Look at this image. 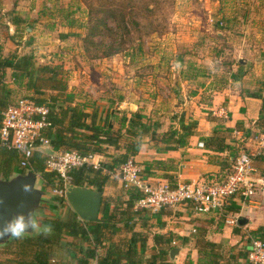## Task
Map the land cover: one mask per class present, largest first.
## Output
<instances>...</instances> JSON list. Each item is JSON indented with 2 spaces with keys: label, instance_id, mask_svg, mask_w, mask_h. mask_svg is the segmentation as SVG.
Listing matches in <instances>:
<instances>
[{
  "label": "crops",
  "instance_id": "crops-1",
  "mask_svg": "<svg viewBox=\"0 0 264 264\" xmlns=\"http://www.w3.org/2000/svg\"><path fill=\"white\" fill-rule=\"evenodd\" d=\"M22 19L23 22L26 21ZM20 23V20L14 23L11 31L20 27ZM193 33L201 32H193V28H189L188 34L191 36ZM217 33L222 34L219 31ZM242 33L244 34L238 35L241 38L236 40V47L238 50L242 48L246 53L238 56L236 62H231L229 69L222 62H217V57L209 55L207 44L199 46L191 44L196 41L193 39H190V43H183V40L173 38L176 42L173 46L170 41L164 44L161 40L162 48H156L154 54L158 59H154V92L150 94L143 92L136 79H131L130 83L134 88L133 93L128 89L130 84L123 90L99 88L92 93L84 85L85 77L75 70L72 74L63 66L69 88L65 92L54 93L58 97V106L63 108L84 104V110L90 114L88 123L93 122L114 135H123L118 148L103 144L106 148L101 154L104 164L112 163V159L125 152V145L139 138V126L146 125L143 144L133 156L146 179L154 182L170 181L174 185L221 181L233 167V152H247L252 155L254 171L251 177L258 180L264 177V148L261 146L264 131L257 123L264 99V30L249 26ZM68 35L70 34L64 37L67 38ZM169 35L166 36L170 37ZM174 36L178 37V34ZM257 37H260L261 43L256 42ZM8 42L7 39L0 40V55L7 57L13 53H28L23 51L25 45L21 47V42L17 45L13 41L11 44ZM178 48H181L179 52ZM62 52H55L50 58H59L63 65V58L60 59L63 57ZM107 58L98 59L105 65H109L111 61L114 64L117 62L115 56L109 57L110 62H106ZM119 80L122 81L111 78V81L118 84ZM5 81L14 91L18 88L10 68L7 69ZM137 95L141 98H137ZM11 97L14 98V95ZM143 98L146 99L144 102ZM135 114H139L141 122L138 124V118L135 119V126L132 128ZM190 122H196V127L185 138V145L177 146L173 139L163 138L169 130L182 132L181 126H187ZM225 129L231 130L227 142L233 147L232 150L215 151L205 145L204 138L211 136L216 130ZM153 133L157 134L155 139L152 138ZM108 175L109 181L102 192V204L110 199L108 213L113 219L108 223L111 228L106 230L102 246L110 243L128 245L133 232L144 233L148 238V249L144 253L143 264L148 260L152 261L153 255L154 260H158L156 255L160 247L155 243V235L158 234L166 235L171 243L173 240L178 242L176 247H180V252L177 258L172 260L169 257L172 264L207 262L208 258L200 254L196 246L195 236L198 235L220 245L219 264H249L247 253L250 238L264 234V190L252 197L237 194L229 198L224 213L218 210L197 213L188 204L151 213L136 209V200H132L121 179ZM49 206L55 214L60 212L63 216L66 212L65 207L60 208L56 201ZM101 215L100 212L99 217ZM56 217L59 216L48 218ZM233 218L237 222L228 223ZM105 250V247L100 248L101 256H104Z\"/></svg>",
  "mask_w": 264,
  "mask_h": 264
},
{
  "label": "trees",
  "instance_id": "trees-1",
  "mask_svg": "<svg viewBox=\"0 0 264 264\" xmlns=\"http://www.w3.org/2000/svg\"><path fill=\"white\" fill-rule=\"evenodd\" d=\"M103 12L104 17H94L93 8L90 5L87 32L83 36L81 35L86 53L90 54L93 49L96 53L92 56L95 58L111 57L122 51V48H116L112 43L103 45L96 40V38L105 35L104 31L109 28V19H116V14L112 9ZM125 23L126 20L123 19L121 26L124 28L127 27ZM9 68L12 70L14 82L18 87L15 91L5 81ZM68 88V79L61 64L39 63L31 53L23 55L13 53L7 57L0 55V128L2 112L15 101V97L12 98L11 95L15 96L21 89H24L30 93L26 94L28 95L26 98L38 103H47L50 106V120L53 122V126L45 129V135L50 139L54 149L59 151L73 149L82 154L89 152L102 154L106 150L103 144L118 148L119 140L123 135H114L110 130L96 126L93 122L88 123L87 118L90 114L84 110V104L63 108L58 106V97L54 93L65 92ZM137 118L138 124H140L139 114H135L132 118V128L135 126ZM257 123L264 131V99L261 116ZM195 127L196 122H190L187 126L183 124L182 132L169 130L163 135V138L173 139L177 146H183L186 143L185 138L193 132ZM137 131H139V138H135L134 141L125 145V152L112 159V163H102L104 167L110 170L117 169L139 152L143 144V136L147 132V126L141 125ZM230 132V129L216 130L211 136L204 138L205 145L215 151L232 150L233 147L227 142ZM156 135L153 133L152 138L155 139ZM239 154L233 152L234 161ZM48 157L44 152L35 151L33 159L34 170L41 175L46 187L57 183V174L47 170L46 160ZM18 164L19 156L16 151L0 148V179H8L12 176L16 172ZM70 175L73 184L89 186L101 192L109 181L107 173L87 166L72 170ZM125 189L131 194L132 200L137 201L143 194V191L137 187H125ZM109 202L108 198L102 204V215L97 221H82L71 209L66 210L63 216L45 218L44 224L52 227L51 234L25 235L21 240L12 238L9 243L0 247V255L4 256L0 264H143L144 253L148 249V238L144 233L133 232V237L128 245L110 243L102 246L106 230L111 228L108 223L113 219V216L108 213ZM260 236L264 239V234ZM195 241L200 254L208 258L207 262L202 264H219L221 255L218 243L209 241L201 235L195 236ZM155 243L160 247V251L156 255L158 260H154L153 255V260H148L146 264H172L169 258L170 250L178 244L173 245L170 239L163 234L155 235ZM102 247L106 248L104 256L100 254Z\"/></svg>",
  "mask_w": 264,
  "mask_h": 264
},
{
  "label": "rangeland",
  "instance_id": "rangeland-1",
  "mask_svg": "<svg viewBox=\"0 0 264 264\" xmlns=\"http://www.w3.org/2000/svg\"><path fill=\"white\" fill-rule=\"evenodd\" d=\"M90 5L96 18L104 17V10L112 9L116 14V19H109L110 31L108 28L105 35L96 38L103 45L112 43L114 47L122 48L114 55L117 58L115 64L109 57L106 61L109 65L100 63L98 57L92 56L96 53L93 49L90 54L86 53L81 35L87 32ZM123 19L126 28L121 26ZM18 20L22 25L11 31ZM249 26L264 30V0H0V40L7 39L9 44L13 41L15 45L21 42V47L25 45L23 51L34 54L39 63L58 65L62 63L59 58L52 60L50 55L63 51L60 59L63 58L65 70L72 74L75 70L85 77L84 85L92 93L99 88L123 90L131 79L139 82L143 92H154V59H158L154 54L156 48H162L161 40L164 44L170 41L173 46L176 44L173 38L183 40V43L196 40L191 43L194 45L207 44L209 55L217 57V62L229 69L231 62L246 53L242 48L238 50L236 40ZM189 28L202 35L193 33L190 36ZM68 33L70 35L64 37ZM168 34L170 37L166 36ZM259 38L256 42L261 43ZM111 78L122 81L118 84ZM128 89L133 93L131 84ZM26 94L30 93L21 89L14 96L15 100L27 97ZM145 100L143 98V102ZM16 172H23L19 165ZM37 186L43 189L42 179L39 178ZM49 195L60 208L65 207L64 212L71 209L68 201L51 192ZM3 259L0 255V262Z\"/></svg>",
  "mask_w": 264,
  "mask_h": 264
},
{
  "label": "built area",
  "instance_id": "built-area-1",
  "mask_svg": "<svg viewBox=\"0 0 264 264\" xmlns=\"http://www.w3.org/2000/svg\"><path fill=\"white\" fill-rule=\"evenodd\" d=\"M2 116L0 148L16 151L19 156V166L24 170L35 171L33 167L35 151H38L40 145H50V139L44 132L45 129L53 126L50 120V106L47 103H38L32 99L20 97L4 109ZM200 145L203 146V143ZM261 146L264 148V137L261 138ZM48 156L46 167L47 170L57 174V183L46 189L65 201H67L66 186L72 183L70 172L84 166L121 179L126 188H140L143 194L135 202V208L151 213L187 204L191 205L197 213L215 210L224 213L225 204L229 198L237 194L252 197L258 191L264 190V177L258 180L251 177L254 171L252 155L247 152L239 154L230 174L221 181L182 183L175 186L170 181L154 182V180L146 179L142 174V168L133 157L116 170H110L103 166L101 154L96 152L82 154L72 149L58 151L56 155ZM36 174L42 179L39 173L36 172ZM43 185L45 186L44 181ZM236 222V218L228 220L231 224ZM250 240L248 263L264 264V239L256 235ZM172 243L176 245L178 242L173 240Z\"/></svg>",
  "mask_w": 264,
  "mask_h": 264
},
{
  "label": "water",
  "instance_id": "water-1",
  "mask_svg": "<svg viewBox=\"0 0 264 264\" xmlns=\"http://www.w3.org/2000/svg\"><path fill=\"white\" fill-rule=\"evenodd\" d=\"M38 149L48 155H56L57 150L50 145L45 144ZM39 177L33 170H25L23 172H15L8 179H0V224L10 218L12 213L17 211H33L45 225V218L61 216L60 212L56 213L49 206L55 201L49 195L44 187L37 186ZM29 182L34 189L31 193L22 191L21 185ZM66 196L71 209L77 214L82 221H97L100 216L103 193L89 186L75 185L69 183L66 186ZM36 232H29L26 235L34 236ZM12 240V237L0 239V247L5 246ZM180 252V247H174L170 251V257L175 260Z\"/></svg>",
  "mask_w": 264,
  "mask_h": 264
},
{
  "label": "clouds",
  "instance_id": "clouds-1",
  "mask_svg": "<svg viewBox=\"0 0 264 264\" xmlns=\"http://www.w3.org/2000/svg\"><path fill=\"white\" fill-rule=\"evenodd\" d=\"M21 189L26 193L34 191L29 182H24L21 185ZM2 203L3 201L0 200V204ZM29 232L49 235L52 232V227L50 225H42L40 218L33 211H17L0 224V239L12 237L21 240Z\"/></svg>",
  "mask_w": 264,
  "mask_h": 264
},
{
  "label": "bare ground",
  "instance_id": "bare-ground-1",
  "mask_svg": "<svg viewBox=\"0 0 264 264\" xmlns=\"http://www.w3.org/2000/svg\"><path fill=\"white\" fill-rule=\"evenodd\" d=\"M45 132V131H44ZM45 145V144H44ZM49 145V144H48ZM41 146V145H40ZM50 146L52 147V145H51V143H50ZM39 147V146H38ZM53 148V147H52ZM56 150V149H55ZM38 151H40L39 149H38ZM58 151L59 150H57V153H58ZM42 152V151H41ZM48 155V154H47Z\"/></svg>",
  "mask_w": 264,
  "mask_h": 264
}]
</instances>
